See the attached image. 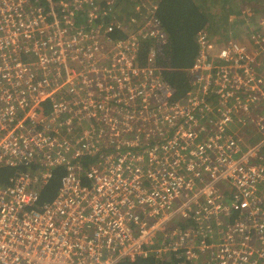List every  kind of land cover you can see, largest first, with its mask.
<instances>
[{
	"label": "built area",
	"instance_id": "built-area-1",
	"mask_svg": "<svg viewBox=\"0 0 264 264\" xmlns=\"http://www.w3.org/2000/svg\"><path fill=\"white\" fill-rule=\"evenodd\" d=\"M119 1L0 0V264H264V22L201 31L181 94Z\"/></svg>",
	"mask_w": 264,
	"mask_h": 264
},
{
	"label": "trees",
	"instance_id": "trees-1",
	"mask_svg": "<svg viewBox=\"0 0 264 264\" xmlns=\"http://www.w3.org/2000/svg\"><path fill=\"white\" fill-rule=\"evenodd\" d=\"M155 0H120L117 6L118 15L121 18L122 29L131 31L130 24L133 22L130 17H136L138 24L142 16L145 20L148 14H155L154 17L161 22L162 28L167 35L166 44H155L156 50H158V65L167 69L173 70V72H167L166 76L170 80L171 84L178 90L179 93H184L188 89L187 74L185 72H176L181 69H188L192 66L197 54L198 44L197 37L201 31L212 32L215 35H220L221 38L232 34L238 39V33L240 30L243 32H249L250 28H255L254 32L260 30L258 20L256 23L253 21L246 23L238 18H234L233 15L238 14L234 12V8L230 1L233 0H158L153 7V11H150L143 4L147 2V5L151 6V3ZM264 0H247L248 3L263 2ZM207 5L217 6L218 12L209 13ZM238 6H243L238 3ZM237 6V7H238ZM252 6V5H248ZM110 7H105L109 9ZM115 10V11H116ZM213 10H210V12ZM239 11V9H238ZM136 12H140L137 14ZM136 16H133L132 14ZM243 15V14H241ZM241 18V17H240ZM233 23L232 28L229 27V23ZM137 23V22H136ZM147 23V21L145 22ZM245 27V28H243ZM119 28L117 29V32ZM122 33V31H121ZM213 37V35L210 34ZM150 43L142 41L140 46V56L142 61L146 60ZM176 70V71H174ZM15 174L13 169H0V184H8L9 179ZM64 175L63 169H57L53 173L51 181L41 191V202H50L56 196L58 189L61 185V178ZM121 264H154L153 260L141 261L137 263H121ZM172 264V263H171ZM177 264L179 262L177 261Z\"/></svg>",
	"mask_w": 264,
	"mask_h": 264
},
{
	"label": "rangeland",
	"instance_id": "rangeland-1",
	"mask_svg": "<svg viewBox=\"0 0 264 264\" xmlns=\"http://www.w3.org/2000/svg\"><path fill=\"white\" fill-rule=\"evenodd\" d=\"M231 5L234 8V12H238L239 16L237 14L233 15L234 18H238L240 19L242 22L244 21L246 23V27H248V22L253 21L252 23H256L257 20H255L256 18H262L258 21L260 22H264V1L263 2H255L253 4L248 3L247 0H233L230 1ZM241 4L243 6V8L241 6H238ZM248 5H252V6H248ZM238 6V7H237ZM208 9H209V13H216L218 12V7L215 6H210L207 5ZM239 9V11H238ZM210 10H213L210 12ZM137 14H139L140 12H136ZM243 14V15H241ZM133 16H136L134 13L132 14ZM241 17V18H240ZM259 22V23H260ZM234 26V24L231 22L229 23V27L232 28ZM245 28V27H243ZM211 35H213V37H220V35H215L212 32H210ZM260 34L262 36H264V27L263 30L260 32ZM238 35V40L243 41L245 43H249V38L248 35L243 32L242 30H240V33L237 34Z\"/></svg>",
	"mask_w": 264,
	"mask_h": 264
}]
</instances>
